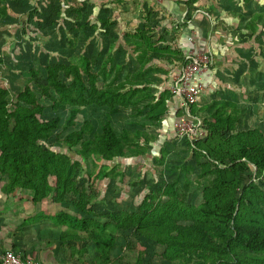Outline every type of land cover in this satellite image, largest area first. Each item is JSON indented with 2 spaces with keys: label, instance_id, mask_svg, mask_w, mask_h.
Masks as SVG:
<instances>
[{
  "label": "trees",
  "instance_id": "trees-1",
  "mask_svg": "<svg viewBox=\"0 0 264 264\" xmlns=\"http://www.w3.org/2000/svg\"><path fill=\"white\" fill-rule=\"evenodd\" d=\"M2 1L0 17H6L10 7ZM86 9L74 8L66 14L73 30L83 28ZM96 22L107 30L112 24L104 12ZM145 29L149 28L122 34L141 77L115 82L120 68L113 56L96 69V60L82 55L76 63L46 65L44 77L35 68L26 70L24 83L14 91L0 81L1 191L8 197L28 191L32 210L24 221L64 225L60 239L80 264H153L144 260L145 252L131 246L122 254L114 253L120 233L130 228L155 247H163L160 264H264V132L237 126L241 110L234 101L213 100L190 107V114L201 123L198 136L187 137L194 164L181 170L188 173L199 167L197 175L205 180L199 204L187 203L185 195L176 191L177 179H160L156 193L145 194L133 211L93 207L95 180L123 176L118 168L125 163L117 159H146L148 144L156 138L148 129L158 130L169 109L168 89L157 97L146 93L152 82L144 75L152 69L146 68L150 61L177 62L175 54L180 51L160 47L161 39L149 35L155 26ZM87 106L113 111L132 108L143 112L144 121L140 128L116 131L107 119L95 130L90 120L77 117ZM47 109L68 111V116L46 119ZM50 141L64 145L69 153L51 148ZM163 151L151 158L157 177L162 175L157 166L164 162ZM88 160L100 171L89 172ZM43 204L55 205V211L47 212ZM69 205L73 212L68 211ZM129 252L138 255L123 262Z\"/></svg>",
  "mask_w": 264,
  "mask_h": 264
},
{
  "label": "rangeland",
  "instance_id": "rangeland-1",
  "mask_svg": "<svg viewBox=\"0 0 264 264\" xmlns=\"http://www.w3.org/2000/svg\"><path fill=\"white\" fill-rule=\"evenodd\" d=\"M160 1L166 2L165 0ZM172 1L178 9L182 10L181 13L167 17L161 12L158 14L147 9L144 15L131 14V22L128 23L130 29L125 32L132 33L136 28H149L145 30L150 31L155 26L154 33L149 35H154L155 39L157 37L161 39L160 47L172 46L177 41L187 40L185 31L189 29L193 31L191 36L192 34L201 35L200 26L202 24L200 23L205 19L199 14L200 11L206 12L207 16L210 15V18L206 17L208 22L206 25L209 27L206 38L202 41L208 40L213 61L207 71L208 79L201 83L196 104L202 106L213 100L234 101L241 110V119L237 126L245 129L259 128L264 132V0ZM4 2H7L12 9L10 8L6 17H0V81L11 90L18 89L24 83L26 70L30 68H35L39 75L44 77L46 65L76 63L82 55L95 59L96 69L106 60L107 56H113L114 63L120 68L118 79L115 82L132 79L134 76L141 77L131 49L124 44L123 35H120L122 31L117 25V20L111 19L112 24L108 30L102 26L100 28L99 23L96 22L100 13L95 15L91 11L90 2L4 0L1 4ZM85 7H88L87 15L84 16L85 24L83 28L75 31L73 30L75 29L74 23L65 19L66 14L72 13L74 8L84 9ZM185 9L188 18L192 14L196 16L193 22H187V17L181 18ZM248 25L251 27L246 29L245 26ZM177 50L180 53L175 55L177 61H180L184 53L182 47ZM151 68L144 75L152 82L146 89V93L157 97L167 89L168 65L162 62ZM127 89L128 86L125 90ZM149 99L150 97L144 98L145 101ZM169 113L164 116V122L165 120L172 121L173 116ZM178 113L182 115L180 108ZM57 115L65 120L68 111L53 112L47 109L44 118L49 119ZM77 117L90 120L95 130H99L107 119L116 131L122 128L132 130L144 121L143 112L138 113L132 108L113 111L107 107L87 106L77 113ZM176 117L174 119L177 120ZM167 127L169 129L163 125L160 131L154 128L148 129V132L155 134L156 138L148 144L149 153L144 157L146 159L140 162H135V158L130 159L129 162L125 159H117V163H125L122 166L119 165L118 168L120 175L123 173V176L110 175L108 178L95 180L97 189L96 191L93 189L95 191L92 200L94 208L105 211L112 209L133 211L145 194L156 193L160 179H165L167 182L177 179L175 189L185 195L184 200L187 203L196 205L202 201L201 187L205 180L197 175L199 167L194 166V170L188 173L181 170L183 166L194 164V159L189 152L187 135L177 134L173 125L172 128L170 125ZM68 130H65L63 135ZM47 145L56 151L65 152L67 150L58 142L50 141ZM162 150H165L163 151L164 162L161 167L157 166L162 168V175L157 177L158 172L156 173L154 167L151 166V158ZM66 152L69 153V151ZM73 155L71 154V157ZM86 164L89 172L100 171L99 167L89 160ZM51 180L54 181L53 178ZM1 183L3 182L0 177ZM185 184H187L186 188ZM69 199L70 196L67 200ZM29 200L28 191H17L15 196L8 197L0 189V252L2 249L14 247L7 246L8 243L21 241L20 235L24 233L23 223H26L23 215L32 210ZM41 208L46 209L47 212L55 211V205L51 204H43ZM68 211L73 212L71 205L68 206ZM98 219L106 220L99 217ZM126 246L145 252V261L153 264L163 262L162 257L159 256L163 247H155L150 240L138 236L131 228L120 233L113 251L116 254H122ZM19 252L24 254L20 250ZM137 255L138 252H129L122 261L132 260Z\"/></svg>",
  "mask_w": 264,
  "mask_h": 264
},
{
  "label": "crops",
  "instance_id": "crops-1",
  "mask_svg": "<svg viewBox=\"0 0 264 264\" xmlns=\"http://www.w3.org/2000/svg\"><path fill=\"white\" fill-rule=\"evenodd\" d=\"M89 1L91 4L90 9L92 12L95 13V15L104 12L110 19L117 20L118 27H121V31H122L120 32L121 36L123 32L128 31V29H130L129 28L130 24L128 23L131 22V18H132L130 16L131 14L132 15L135 14L139 16L144 15L143 13L148 9V11L150 12H157L158 14L161 12L162 15L171 17L170 16L171 14L176 15L181 13L182 11L180 10V8L179 9L177 8L175 2L172 0H165L166 2H161L160 0H89ZM200 12L201 13L199 14V16L205 19V21H202V19H200L202 21V23H200L202 24V26H200L201 35L198 34V36H194L192 34L191 36V32L193 31L189 29L185 31V36L187 37V40L184 41L181 40L180 42L177 41V43L172 45L173 48H177V49L182 47L184 53L183 58L191 50L197 51L198 53L199 52L208 53L213 57L211 51L209 50L210 44L208 40L206 42L202 41L204 38H206L205 36L207 35L208 27H209L208 25H206L208 23L206 21V17L210 18V15L207 16L206 12L203 11ZM181 16H182L181 18L183 17L188 18L186 9L185 11H183V15L181 14ZM195 17L196 16L192 14V16L187 19V22L189 23L193 22ZM162 62L168 65V76H169V73L172 71V69L177 67L182 61L170 63L168 61L153 59L148 63V65H146V68H148L149 66L152 67L153 65L156 64H162ZM207 75L208 72L201 77L200 84L203 81L206 82V80L208 79ZM171 100L172 102L169 104V109L166 113V116L168 115V112H170L169 114L173 116L172 121L170 122L168 120H165L164 122L163 121L165 119L164 118L161 122L159 131L163 129V125L166 128H168L167 126L170 125V127L172 128L173 123L176 121V119L174 118L176 117V113L178 112V109L181 108V101L176 98H172ZM24 216L25 214L23 215V217ZM23 228H24V233L20 235L21 241H19L18 243L10 242L8 243L9 245L7 246H11V245L14 246L13 248L17 251L19 250L22 251L25 257L36 260L37 264H80V262L76 259V256L71 255L68 246L65 245L60 239V236L66 231L64 225H57L49 220H41L35 223H31V222L23 223ZM10 240L14 241L13 239ZM14 243H16V245ZM3 250L4 249H2L1 251Z\"/></svg>",
  "mask_w": 264,
  "mask_h": 264
},
{
  "label": "built area",
  "instance_id": "built-area-1",
  "mask_svg": "<svg viewBox=\"0 0 264 264\" xmlns=\"http://www.w3.org/2000/svg\"><path fill=\"white\" fill-rule=\"evenodd\" d=\"M87 0H77L83 3ZM212 56L208 53L191 50L182 62L169 73L167 89L171 98L167 99V106L172 102V98L181 101L182 115L174 124V130L179 135L185 134L193 139L198 136L200 120L190 114V107L196 104L201 90L200 79L207 73L212 64ZM0 264H37L36 260L25 257L13 248H6L0 252Z\"/></svg>",
  "mask_w": 264,
  "mask_h": 264
}]
</instances>
